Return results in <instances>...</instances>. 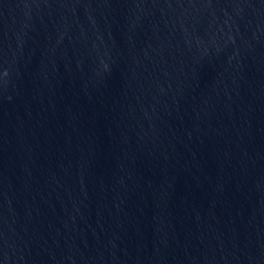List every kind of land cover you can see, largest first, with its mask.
Returning <instances> with one entry per match:
<instances>
[{
    "label": "water",
    "instance_id": "1",
    "mask_svg": "<svg viewBox=\"0 0 264 264\" xmlns=\"http://www.w3.org/2000/svg\"><path fill=\"white\" fill-rule=\"evenodd\" d=\"M0 264H264V0H0Z\"/></svg>",
    "mask_w": 264,
    "mask_h": 264
}]
</instances>
